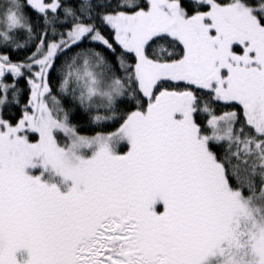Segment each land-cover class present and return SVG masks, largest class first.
Wrapping results in <instances>:
<instances>
[{"label":"snow or ice","instance_id":"1","mask_svg":"<svg viewBox=\"0 0 264 264\" xmlns=\"http://www.w3.org/2000/svg\"><path fill=\"white\" fill-rule=\"evenodd\" d=\"M0 264H264V0H0Z\"/></svg>","mask_w":264,"mask_h":264},{"label":"rangeland","instance_id":"2","mask_svg":"<svg viewBox=\"0 0 264 264\" xmlns=\"http://www.w3.org/2000/svg\"><path fill=\"white\" fill-rule=\"evenodd\" d=\"M32 171H33V174H38L39 173V169L32 170Z\"/></svg>","mask_w":264,"mask_h":264}]
</instances>
